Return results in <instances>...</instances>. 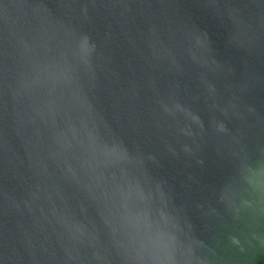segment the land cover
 <instances>
[{
  "label": "water",
  "instance_id": "water-1",
  "mask_svg": "<svg viewBox=\"0 0 264 264\" xmlns=\"http://www.w3.org/2000/svg\"><path fill=\"white\" fill-rule=\"evenodd\" d=\"M0 264H264V0H0Z\"/></svg>",
  "mask_w": 264,
  "mask_h": 264
}]
</instances>
